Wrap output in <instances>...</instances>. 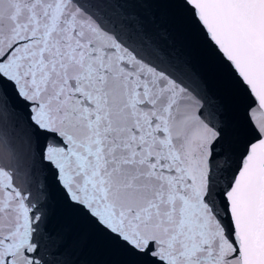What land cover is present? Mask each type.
I'll return each mask as SVG.
<instances>
[{
    "label": "water",
    "instance_id": "obj_1",
    "mask_svg": "<svg viewBox=\"0 0 264 264\" xmlns=\"http://www.w3.org/2000/svg\"><path fill=\"white\" fill-rule=\"evenodd\" d=\"M0 264H264V0H0Z\"/></svg>",
    "mask_w": 264,
    "mask_h": 264
}]
</instances>
